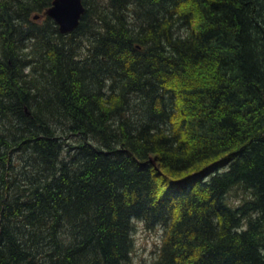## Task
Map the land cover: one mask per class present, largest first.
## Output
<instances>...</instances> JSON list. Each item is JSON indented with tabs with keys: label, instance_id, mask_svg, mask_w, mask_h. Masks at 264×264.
I'll return each mask as SVG.
<instances>
[{
	"label": "trees",
	"instance_id": "16d2710c",
	"mask_svg": "<svg viewBox=\"0 0 264 264\" xmlns=\"http://www.w3.org/2000/svg\"><path fill=\"white\" fill-rule=\"evenodd\" d=\"M52 1L0 0V264H129L135 223L151 264H264V0H81L66 34Z\"/></svg>",
	"mask_w": 264,
	"mask_h": 264
},
{
	"label": "rangeland",
	"instance_id": "374dc122",
	"mask_svg": "<svg viewBox=\"0 0 264 264\" xmlns=\"http://www.w3.org/2000/svg\"><path fill=\"white\" fill-rule=\"evenodd\" d=\"M234 195L235 193L232 194L233 204L237 205L242 194L238 192ZM132 237L133 249L129 264H151L158 256L162 230L157 227L146 228L142 223H135Z\"/></svg>",
	"mask_w": 264,
	"mask_h": 264
},
{
	"label": "water",
	"instance_id": "95a60500",
	"mask_svg": "<svg viewBox=\"0 0 264 264\" xmlns=\"http://www.w3.org/2000/svg\"><path fill=\"white\" fill-rule=\"evenodd\" d=\"M83 13L84 7L81 0H53L44 15L57 24L60 33L66 34L78 26ZM37 18L38 16H34V19Z\"/></svg>",
	"mask_w": 264,
	"mask_h": 264
}]
</instances>
